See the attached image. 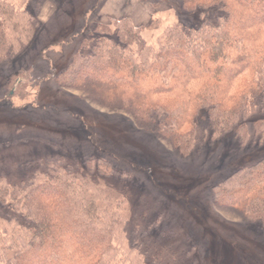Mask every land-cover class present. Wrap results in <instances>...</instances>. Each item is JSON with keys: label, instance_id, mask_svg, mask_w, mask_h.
<instances>
[{"label": "trees", "instance_id": "trees-1", "mask_svg": "<svg viewBox=\"0 0 264 264\" xmlns=\"http://www.w3.org/2000/svg\"><path fill=\"white\" fill-rule=\"evenodd\" d=\"M11 1L0 0V65L26 52L41 25L33 9ZM178 1L183 11L200 13L199 26L176 23L147 43L144 28L128 18L97 25L61 70L60 86L127 107L182 154L232 131L243 146L248 126L263 144L264 0ZM37 165L17 185L0 174V264H111L121 235L136 249V231L99 214V181L109 163L85 159L81 175L56 156ZM109 174L121 183L130 178ZM211 192L214 204L239 210L264 231V157ZM133 259L129 264H167L144 250Z\"/></svg>", "mask_w": 264, "mask_h": 264}, {"label": "rangeland", "instance_id": "rangeland-1", "mask_svg": "<svg viewBox=\"0 0 264 264\" xmlns=\"http://www.w3.org/2000/svg\"><path fill=\"white\" fill-rule=\"evenodd\" d=\"M11 2L21 11L33 9L41 25L26 52L0 65V174L17 185L37 162L53 156L78 175L85 159L109 163L99 181V214L126 224L139 242L132 250L121 235L111 264H129L143 250L167 264H264V231L211 196L213 186L264 157L252 126L243 146L232 131L182 154L158 140L149 124L135 122L127 107L105 106L92 94L59 84L61 70L97 25L128 18L152 43L176 23L185 30L199 26L200 13L183 11L178 0ZM110 169L130 178L118 182Z\"/></svg>", "mask_w": 264, "mask_h": 264}]
</instances>
